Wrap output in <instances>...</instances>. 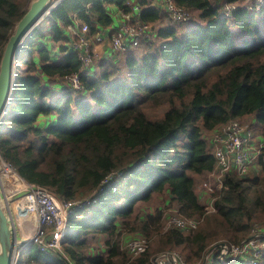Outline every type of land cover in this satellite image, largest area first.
I'll list each match as a JSON object with an SVG mask.
<instances>
[{
  "label": "trees",
  "instance_id": "16d2710c",
  "mask_svg": "<svg viewBox=\"0 0 264 264\" xmlns=\"http://www.w3.org/2000/svg\"><path fill=\"white\" fill-rule=\"evenodd\" d=\"M225 1L174 0L190 14L176 23L160 0H61L28 34L0 123V156L61 201L98 200L84 218L77 215L82 208L72 210L61 241L66 258L30 243L23 264H148L174 248L193 263L212 242H240L254 226L264 231V142L252 163L260 174L227 173L212 193L215 211L205 212L194 191L197 177L214 169L211 133L219 125L248 117L264 141V0L252 3L253 12L237 2L229 15ZM30 2L0 0V57ZM133 4L129 20L149 24V36L83 67L79 48L69 44L85 34L71 31L86 24L93 37L114 22L111 6L119 15ZM73 75L79 87L71 86ZM117 173L118 189L99 191ZM162 191L165 205L135 213L137 201ZM171 202L180 216L199 218L196 228L161 231ZM97 233L108 239L92 254L86 249ZM131 233L153 238V245L132 257L121 245ZM215 256L210 264H250ZM256 264H264V253Z\"/></svg>",
  "mask_w": 264,
  "mask_h": 264
},
{
  "label": "built area",
  "instance_id": "2783aa9c",
  "mask_svg": "<svg viewBox=\"0 0 264 264\" xmlns=\"http://www.w3.org/2000/svg\"><path fill=\"white\" fill-rule=\"evenodd\" d=\"M167 15L174 22H186L190 18V14L184 7L177 5L174 0H160ZM137 5H132L133 10H137ZM232 6L227 5L224 13H231ZM81 30L86 31L87 25L82 24ZM150 25L140 21L131 22L122 21L118 29L110 36L111 47L116 52H124L130 47L138 45L142 37L149 36ZM96 40L100 36H95ZM80 59L83 67H88L92 62V54L88 49L87 39L81 40ZM72 87H79L78 75H73L70 79ZM254 131L248 123H244L238 119L229 120L219 125L212 133V153L215 158L214 169L208 173L209 180L204 182L199 187L205 193H209L204 203L205 212L214 210L211 188L219 189L222 186V181L226 173L233 172L236 176L247 175L245 169L252 166L254 160L258 158L260 147L263 140L254 143ZM0 167L17 177L15 168L0 157ZM1 171V170H0ZM111 175L104 181L99 191L104 190L113 184L118 177ZM19 177H21L18 174ZM22 178V177H21ZM23 179V178H22ZM25 180V179H24ZM26 181V180H25ZM22 186L20 196L13 198L15 205L11 202V197L7 198L2 192V208L7 216L10 229L14 235L15 242V260L21 248H24L30 243H37L42 251H55L64 255L61 251V241L64 239L68 218L73 209L87 208L92 206L91 202L97 199L94 195L83 201H61L53 193L43 186L26 181ZM217 182L218 187L215 183ZM19 185V181L16 182ZM204 186V187H203ZM114 191L116 190L114 188ZM0 195V196H1ZM206 207V208H205ZM177 211V209H176ZM20 218V220H18ZM31 220H35V228H28ZM199 223V218L182 217L178 213L170 216L169 224L164 228L178 227L183 230L194 229ZM32 225V223H31ZM49 227L51 235L47 239H42V235L46 233L45 228ZM29 229L28 234H24L25 230ZM53 229V230H52ZM33 230V232H32ZM62 236V237H60ZM264 238V231H257L248 236L243 242L230 243L225 240L215 242L216 250L213 251L210 247L203 255L201 261L187 263L182 255L177 250L162 251L150 257L148 264H209L216 253V258L221 262L247 261L250 264L257 262V257L264 250V242L258 243V239ZM124 249L132 256H139L144 253L148 247V240L142 235L131 236L125 240ZM213 251V255H210Z\"/></svg>",
  "mask_w": 264,
  "mask_h": 264
},
{
  "label": "rangeland",
  "instance_id": "374dc122",
  "mask_svg": "<svg viewBox=\"0 0 264 264\" xmlns=\"http://www.w3.org/2000/svg\"><path fill=\"white\" fill-rule=\"evenodd\" d=\"M256 0H235V1H225L224 3H223V9H225V7L227 6V5H229V6H232V11H233V9L235 8V4L237 3V2H241V3H243L245 6H247L248 8V10L250 9V11L251 12H253L252 10H254V9H256V6H254L252 3H254ZM261 0H259V2H260ZM259 2H257L256 3V5L259 3ZM135 11L136 10H133V11H127V12H120V14H119V17L121 18V21H120V23L122 22V21H125V20H127V19H130V18H133V17H135ZM232 11H231V13H232ZM231 13H229V14H231ZM229 14H227V15H229ZM258 16H255V18H257ZM263 27V26H262ZM82 31V30H81ZM97 41H94L93 42V44H91V46H88L89 47V49L95 54V56H92V60H94V58H96L97 57V55H99L100 53H99V51L101 52L102 51V49H99V47L100 46H98L97 48L95 47L98 43H96ZM78 85H79V82H78ZM80 86V85H79ZM240 121H242V122H244V123H250L249 122V118L248 117H242V118H240L239 119ZM254 125V124H253ZM257 126V125H256ZM261 127V126H260ZM256 130V131H255ZM254 131L256 132V134H257V132H260V129H255ZM253 141H254V139H253ZM264 142V141H263ZM263 142H262V144H263ZM1 157V156H0ZM2 158V157H1ZM7 162V161H6ZM9 163V162H8ZM10 164V163H9ZM0 195H1V192L7 197V198H9V197H11V202L15 205V202L13 201V198H15V197H17V196H20L21 195V193H22V186L25 184V183H27L24 179H22L21 177H19L18 176V174H17V177H15V176H13V175H9V173L7 172V171H5L4 170V167H0ZM247 170V172H246V174H247V176H248V179H253L254 177H256V176H258L259 174H260V170H258V169H254L253 168V166H250V167H247L246 169H245V171ZM231 173H233V172H231ZM120 174H122V173H120ZM227 175V173L225 174V176ZM122 176L123 175H120V176H118L116 179H115V181L113 182V184L111 185V186H109L108 188H107V190L104 192V193H107V192H110V191H112V192H115L114 191V189H113V185H114V188L117 190L118 189V185H119V182H120V180L122 179ZM225 176H224V178H223V181H222V186L219 188L218 187V184H217V182L215 183V185H216V187H218L219 189H221L222 187H223V183H224V179H225ZM208 180H209V177H208V173L207 174H205V175H203V176H200V177H197V181H196V184H195V188H194V191H195V193H197V195L198 196H200L201 194L203 195V196H200V199H199V202L201 203V204H203L204 205V203L206 202L205 200H206V198L207 197H209V193L207 192V193H205L204 191H202V190H200V186H201V184L202 183H204V182H208ZM17 181H19V185H16V182ZM204 187V186H203ZM47 189V188H46ZM109 189H110V191H109ZM217 190V188H211V190L209 191V192H212V191H216ZM50 191V190H49ZM51 192V191H50ZM51 193H53V192H51ZM54 194V193H53ZM55 195V194H54ZM2 196L3 195H1V200H2ZM56 196V195H55ZM89 198V197H88ZM97 200L98 199H96L95 201H92L91 202V204H92V206H90V207H87V208H82V209H80V208H78V209H80V212H78V216L80 217V218H84V213L83 212H85V211H89V209L90 208H92L95 204H96V202H97ZM166 200H167V194H165V192H160V193H154L152 196H151V198L149 199V200H147V201H137L136 202V204L134 205V207H135V213H137V210H139V215L141 216V217H143L145 214H147V213H152L158 206H162V205H165L166 204ZM206 208V207H205ZM82 211V212H81ZM213 211H215V209L214 210H209V212H213ZM83 213V214H82ZM175 213H177V211H176V204L175 203H172L171 202V204L167 207V208H165V210H164V213H163V216H162V219H161V231H164V228L165 227H167V224H169V221H170V216L171 215H175ZM18 220H20V218H18ZM31 223H32V225H31ZM31 223H29L28 224V228H30V227H32L33 228V230H34V228H35V224H36V222H35V220H31ZM33 230H32V232H33ZM51 229L49 228V227H46L45 228V231H46V233L45 234H43L42 235V239H47L50 235H51V232L49 233V231H50ZM53 230V229H52ZM29 231L31 232V230H29V229H26L25 230V232H24V234H28L29 233ZM257 231V228L254 226V228H252V230H251V232H250V235L249 236H251V235H253L255 232ZM129 233V232H128ZM128 233H124V236L126 237V236H128L129 234ZM134 235H136V236H138L137 234H134V233H131V235L130 236H134ZM142 236H144V237H146V239L148 240V247H147V250L153 245V238H149V237H147V236H145V235H142ZM102 239H104V241H103V243H104V245L106 244V241H107V239L104 237V235H102ZM124 237V238H125ZM106 240V241H105ZM126 240V239H125ZM125 240H123L122 241V248H124L123 247V244H124V242H125ZM220 240H222V238L220 239ZM223 240H225V239H223ZM245 240V239H244ZM244 240H242V241H240V242H243ZM258 241V243H261V242H264V238H262V239H258L257 240ZM237 243H239V242H237ZM215 245L216 244H214V242H212L211 244H210V247H212V249H215L216 250V247H215ZM94 246V245H93ZM95 247V246H94ZM175 250H177L179 253H180V251L178 250V249H176V248H174ZM174 249H167V250H160V251H158L157 253H159V252H162V251H172V250H174ZM146 250V251H147ZM61 251H62V245H61ZM145 251V252H146ZM262 253H264V250L262 251V252H260V254H259V256L257 257V260L259 259V257L261 256V254ZM156 254V253H155ZM181 254V253H180ZM154 255V254H153ZM182 255V254H181ZM183 257V256H182ZM184 259V258H183ZM185 261V260H184ZM238 261V260H237ZM185 262H187V261H185ZM187 263H190V262H187ZM211 263V262H210ZM209 263V264H210ZM225 263H229V262H225ZM256 264V263H255Z\"/></svg>",
  "mask_w": 264,
  "mask_h": 264
},
{
  "label": "water",
  "instance_id": "95a60500",
  "mask_svg": "<svg viewBox=\"0 0 264 264\" xmlns=\"http://www.w3.org/2000/svg\"><path fill=\"white\" fill-rule=\"evenodd\" d=\"M60 1L31 0L6 41L0 57V123L10 103L15 80L14 64L19 56L20 46L43 16ZM15 246L14 235L0 198V264H15Z\"/></svg>",
  "mask_w": 264,
  "mask_h": 264
},
{
  "label": "crops",
  "instance_id": "0c3cea01",
  "mask_svg": "<svg viewBox=\"0 0 264 264\" xmlns=\"http://www.w3.org/2000/svg\"><path fill=\"white\" fill-rule=\"evenodd\" d=\"M111 8L114 10V12H113L114 22L112 23V25H110L108 27H103L100 30H98L93 35V37H90V36H88L86 34V31L88 30V28H87L86 31H81V25L82 24L79 25V29H75V30L71 31V33H70V34H73V35H75L76 33L85 34V35H83V38L82 39H87L88 46H91V44H93L94 41H97L96 43H98V44L95 47L97 48L98 46H100L99 49H102V51L101 52L99 51L100 54L97 55L96 58L107 57L108 52L110 50H113V48L111 47V43H110V36L118 29V27L120 25L121 18L117 14L116 7L111 6ZM165 12H166V10H165ZM129 21H132V20H129ZM95 36H100V39L99 40H96L95 39ZM74 44H75V42L73 43L72 46L70 44H69V46L70 47H74L75 46V47H78L79 48L78 53H79V58H80V53L82 52L81 51V49H82L81 41H80L79 44H77V43L75 45ZM88 49H89V47H88ZM89 51L92 54V56H95V54L90 49H89ZM262 139H263V136H262L261 133L257 132V134H256V132H254V143L257 142V141H259V140H262ZM253 168L254 169H257L255 166H253ZM200 196H203V195L201 194ZM200 196H198L199 199H200ZM95 235L96 236L93 239L90 240V243H91L92 246L90 247V249H86L89 252L91 251L92 254H95V253H97L99 251H103L104 248L106 247V244L104 245V243H103L104 239H102L103 238L102 235H104V237L106 239H108V236L106 234L97 233ZM25 249L23 248V251H20L19 254L17 255L15 264H23V259H24V256L26 254ZM64 258H66L65 255H64ZM238 262H240V261L239 260L236 261V263H238ZM67 264H70V262H68Z\"/></svg>",
  "mask_w": 264,
  "mask_h": 264
},
{
  "label": "bare ground",
  "instance_id": "6f19581e",
  "mask_svg": "<svg viewBox=\"0 0 264 264\" xmlns=\"http://www.w3.org/2000/svg\"><path fill=\"white\" fill-rule=\"evenodd\" d=\"M15 62H16V61H15ZM14 65H15V64H14ZM60 237H62V236H60ZM26 246H27V245H26ZM26 246L24 247V249L26 248ZM20 251H23V248H21Z\"/></svg>",
  "mask_w": 264,
  "mask_h": 264
},
{
  "label": "clouds",
  "instance_id": "9594fccd",
  "mask_svg": "<svg viewBox=\"0 0 264 264\" xmlns=\"http://www.w3.org/2000/svg\"><path fill=\"white\" fill-rule=\"evenodd\" d=\"M64 256V255H63Z\"/></svg>",
  "mask_w": 264,
  "mask_h": 264
}]
</instances>
